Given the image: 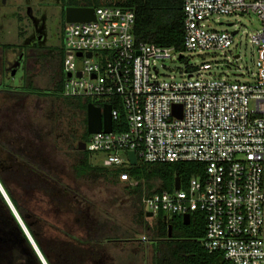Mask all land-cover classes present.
<instances>
[{
  "label": "built area",
  "instance_id": "1",
  "mask_svg": "<svg viewBox=\"0 0 264 264\" xmlns=\"http://www.w3.org/2000/svg\"><path fill=\"white\" fill-rule=\"evenodd\" d=\"M94 10V21L64 27L62 95L111 107L113 131L90 135L86 152L101 155L102 167L125 184L131 183L128 169L140 163L203 164L202 177L185 189L144 196V213L182 218L201 212L208 253H222L229 264H264V0H183L181 52L136 43L131 9ZM237 14L256 15L262 25L251 39L257 48L253 82L208 76L212 64L188 62L181 80L161 79L157 64L174 54L183 60L186 51L229 49L234 33L208 24L214 16Z\"/></svg>",
  "mask_w": 264,
  "mask_h": 264
},
{
  "label": "rangeland",
  "instance_id": "2",
  "mask_svg": "<svg viewBox=\"0 0 264 264\" xmlns=\"http://www.w3.org/2000/svg\"><path fill=\"white\" fill-rule=\"evenodd\" d=\"M84 1L82 5L99 7L118 0ZM62 20L63 10L58 0H0V90L5 87L15 91L13 95L0 91V133L4 132L5 140L0 141V146L9 147L10 136L14 140L21 137V142L15 144L26 147L23 154L37 148L41 158L30 159L28 163L33 168L39 167L37 172L47 177L53 195L49 197L42 190L37 193L30 188L23 190L16 184L12 185L13 191L28 211L42 220L43 228L38 233L55 264H75V243L82 241L80 247L85 248L87 259L82 262V253L80 264H98V261L106 264V253L102 254V250L111 253V264H154L156 248L166 251L176 248L167 243L155 248L160 241L155 234L156 219L137 214L125 191L127 183L113 186L96 175L77 178L73 173V162L80 153L77 146L87 129V114L79 106L82 100L62 95L65 45ZM208 25L217 31L238 32L230 48L215 52L186 51L183 60L174 54L172 59L157 64L161 79L181 80L188 62L189 66L212 64L208 76L229 82H253L257 48L251 39L262 29L258 17L220 15L214 16ZM35 32L43 40L30 47L29 39ZM237 56L240 59L236 60ZM20 68L22 74L17 84L12 76ZM13 102H16L14 106ZM88 161L93 166H102L101 155H89ZM3 166L4 170H10L9 161ZM60 197H65L67 203H60ZM0 210L8 218L1 204ZM11 239L23 246L15 228ZM140 241L143 243L139 244ZM31 261L36 264L32 257Z\"/></svg>",
  "mask_w": 264,
  "mask_h": 264
},
{
  "label": "trees",
  "instance_id": "3",
  "mask_svg": "<svg viewBox=\"0 0 264 264\" xmlns=\"http://www.w3.org/2000/svg\"><path fill=\"white\" fill-rule=\"evenodd\" d=\"M131 9L135 13L134 36L136 43L155 44L166 48H175L177 51H183L184 40V11L183 0H118L109 4ZM64 58V57H63ZM63 69V62H62ZM64 78H61V91L63 92ZM13 95V94H12ZM80 99V98H77ZM80 108L87 110V105L91 102L88 99H80ZM116 131H123L115 126ZM89 136L87 129L82 138L83 142H87ZM15 151H23L26 148L13 145ZM89 152H80L74 160L72 169L77 178L92 177L96 175L113 186H119L118 175L102 166H93L89 163ZM19 156V155H18ZM20 160L14 159L13 162ZM23 160V159H22ZM21 160V161H22ZM22 168H24L22 166ZM21 168V169H22ZM204 165L199 163H175V164H153L146 165L138 164L134 168L128 169L130 173L131 183L125 187V191L130 196L132 204L135 207L137 214L144 218V210L141 201L144 196H149L155 193H171L174 191L176 178L179 177L183 189H185L193 177H202ZM18 171L15 165L9 173L0 170V183L9 196L20 218L28 229L34 242L38 246L40 252L44 256L48 264H55L51 254L43 245L38 229L43 228L42 223L36 222L35 217L28 211L14 193L12 185H18L24 188L36 190L39 183L22 181L21 177L24 174L23 170ZM29 177V175H28ZM34 177V175H32ZM35 179V178H33ZM36 180H39L37 178ZM42 191L49 197L53 195V191L49 186L47 177L42 181ZM59 202L62 203V201ZM0 204L8 218L3 216L0 210V264H31V257L36 264H42L30 242L22 231L20 225L6 204L0 193ZM190 223L185 225L179 216L169 217L161 213L155 220V234L160 239L155 245H168L175 247L176 251L155 249L154 264H173L172 262H185L184 264H229L225 261L222 253H208L201 243L206 236V217L201 212L192 213ZM172 227V240L168 241L169 228ZM15 228L23 240V246L17 243L15 239H11V234ZM5 236V237H4ZM7 236V237H6ZM5 239V240H4ZM83 242V241H82ZM82 243L76 245L81 248ZM73 258L75 264H80L82 252L74 251ZM83 262V259H82Z\"/></svg>",
  "mask_w": 264,
  "mask_h": 264
},
{
  "label": "water",
  "instance_id": "4",
  "mask_svg": "<svg viewBox=\"0 0 264 264\" xmlns=\"http://www.w3.org/2000/svg\"><path fill=\"white\" fill-rule=\"evenodd\" d=\"M64 16H65L66 23L90 22V21L95 20V10H94V7L83 8V7H72L68 5L64 7ZM236 34L237 32H234V35ZM89 57L91 56L89 55ZM238 58L239 56L236 57V59ZM17 74L15 73L14 76H17ZM180 112H181V107L175 109V114L180 115ZM86 114H87V126L86 127H87L88 136L92 134L100 133V132L111 133L113 131L110 106H105L104 108H98L94 104H88ZM77 149L80 152H86V144L84 142H79ZM128 157H129L130 163L133 166H136L138 164V160L134 152H129ZM181 188H182L181 180L179 177H177L175 184H174V190L179 191ZM0 193L2 197L4 198L6 204L8 205L9 209L11 210L12 214L14 215L15 219L17 220L18 224L20 225L28 241L30 242L38 258L40 259L41 263L48 264L44 256L40 252L39 248L36 246V243L33 241L32 236L30 235L28 229L26 228L25 224L20 218L17 210L15 209L13 203L11 202L9 196L7 195L1 183H0ZM146 218L148 219L153 218V214L147 213ZM190 218H191L190 215L183 216L182 217L183 223L185 225H188L190 223ZM167 240L168 241L172 240V227L169 228V234H168Z\"/></svg>",
  "mask_w": 264,
  "mask_h": 264
},
{
  "label": "flooded vegetation",
  "instance_id": "5",
  "mask_svg": "<svg viewBox=\"0 0 264 264\" xmlns=\"http://www.w3.org/2000/svg\"><path fill=\"white\" fill-rule=\"evenodd\" d=\"M58 2L62 6V10H63V20H62V23H63L64 26L66 24V22H65V16H64V7L65 6H68V5L69 6H72V7H84V6H86V5H82L85 2L84 0H58ZM89 7H91V6H89ZM40 37H41V34L39 32H35L34 37H32L31 39H29V44L28 45L30 47H32L35 44H38L39 41L43 40V38H40ZM20 69H21V71H19V73L17 74L18 76H12L13 82H17V84L19 83V79H21V77H19V76H21V74H22V68H20ZM4 88L5 87H3L2 90L3 91H6L7 93H9L11 95L15 92V91H11L10 89L9 90H5ZM2 90H0V91H2ZM5 95H7V94H5ZM14 104H16V102H13L12 103L13 106H14ZM1 130H3V129L1 128ZM3 131H6V130H3ZM3 133L2 134L0 133V141L1 142H5V140H3V138H4V134ZM20 139H21V137H19L18 140H14V139H11L10 136H9L8 139H7V144H9L10 146L13 147V145H16L15 143L21 142ZM84 143H86V142H84ZM10 146L9 147L6 146L5 149H3L0 146V170L1 171H2V169L4 170L5 168L3 166V163H6V162L9 161V165H10L9 168H10V170H4L5 173H9L10 171H12L13 168H14V166L16 165L18 167V171L17 172H20V170H23L24 171V174L21 177L22 181H26L27 179L29 180V182H34V183L38 181L39 185H38L37 189H35V190H36V193L37 192H40L41 191V188H42V181H43L44 178H43L42 175H40L37 172V168H39V167L33 168V167H31V164L32 163L31 164L28 163L30 159H31V161H33L35 159H38L39 160V158H41V156H42L41 153H40V151H38L37 148H30V150L27 151V155H26V154H23V153H26V150L12 152L10 150V149H12ZM24 148H26V147H24ZM17 158H19L20 160H18L16 162H13L14 159H17ZM25 158L27 159L26 161H25ZM2 166H3V168H2ZM12 166H13V168H11ZM22 166L24 168H22ZM28 175H29V177H28ZM32 175H34V177H32ZM33 178H35V179H33ZM37 178H39V180H36ZM49 186H51V184H49ZM52 187H54V186H52ZM60 198H62V199H60V201H62V203H65V204L67 203V200H66L65 197H60ZM35 219H36V221H35V224L36 225H37V223H36L37 221L38 222H40V221L42 222V220H39L38 217L37 218L35 217ZM80 243H82V242H79V243L76 242L75 243V246L78 245V244H80ZM84 250H85V248L82 249V248H78L77 246L75 248V251H79V252L81 251L84 254L83 261H84V258H86L85 257ZM86 259H85V261H86ZM99 262L100 261H98V264H99Z\"/></svg>",
  "mask_w": 264,
  "mask_h": 264
},
{
  "label": "crops",
  "instance_id": "6",
  "mask_svg": "<svg viewBox=\"0 0 264 264\" xmlns=\"http://www.w3.org/2000/svg\"><path fill=\"white\" fill-rule=\"evenodd\" d=\"M157 218H158V217H157ZM157 218H155V219H157ZM147 219H148V218H147ZM151 219H154V218H151ZM143 239H144V238H143ZM167 239H168V238H167ZM138 243L140 244V243H143V242L140 241V242H138ZM103 252L106 253V254H104ZM102 254H104V260H105V263H106V264H111V263L109 262V261L111 260V258H109V256H110L109 254H111V253H108L107 250H102Z\"/></svg>",
  "mask_w": 264,
  "mask_h": 264
},
{
  "label": "bare ground",
  "instance_id": "7",
  "mask_svg": "<svg viewBox=\"0 0 264 264\" xmlns=\"http://www.w3.org/2000/svg\"><path fill=\"white\" fill-rule=\"evenodd\" d=\"M34 241V240H33ZM35 245V244H34ZM37 246V245H36ZM38 247V246H37Z\"/></svg>",
  "mask_w": 264,
  "mask_h": 264
}]
</instances>
